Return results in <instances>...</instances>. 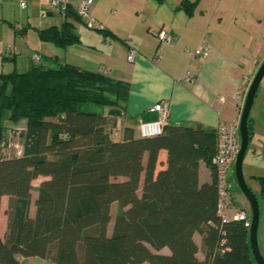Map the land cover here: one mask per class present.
Instances as JSON below:
<instances>
[{
  "label": "trees",
  "instance_id": "obj_1",
  "mask_svg": "<svg viewBox=\"0 0 264 264\" xmlns=\"http://www.w3.org/2000/svg\"><path fill=\"white\" fill-rule=\"evenodd\" d=\"M198 2L180 0L175 9L192 17ZM66 16L81 21L70 7ZM96 30L120 40L105 27ZM37 33L58 47L81 42L68 20ZM48 59L55 60L53 66L0 72V138L25 124L19 135L23 153L6 156L0 150V201L9 197L0 264H22L20 257L54 264H256L243 222L222 224L217 215L215 128L167 120L160 135L141 137L125 126L114 140L110 120L117 116L106 110L123 113L129 84L43 58ZM248 131L251 139L250 117ZM162 149L166 166L156 173ZM201 161L212 171L210 182L199 181ZM39 176L44 179L31 217ZM257 179L264 198V178ZM195 233L202 237L203 259L197 257ZM163 248L169 253H161Z\"/></svg>",
  "mask_w": 264,
  "mask_h": 264
},
{
  "label": "crops",
  "instance_id": "obj_2",
  "mask_svg": "<svg viewBox=\"0 0 264 264\" xmlns=\"http://www.w3.org/2000/svg\"><path fill=\"white\" fill-rule=\"evenodd\" d=\"M21 1L0 0V72L14 69L24 72L37 64L32 55L38 54L39 64L45 67L53 66L55 60L45 61L43 58H56L58 62L71 63L90 71H101L111 78L128 83L130 94L124 111L110 120V124L118 131L117 138L115 133L112 134L114 140L121 139L125 126L134 128L137 135L140 122L157 119L158 114L150 112L149 108L159 101L167 103L168 122L171 123H200L215 128L220 122L239 121L248 89L244 78L252 80L264 60V30H259L260 27L264 29V13L259 19H245V26L253 31L244 39L243 36H233L222 28L221 10L218 7L213 13L214 19L208 20L204 19L205 13L202 12H199L200 15L194 12L192 17H187L183 11L176 10L180 0H172L167 4L166 14L160 10L161 5L156 6L151 0H127L135 10L134 19L133 16L127 19L120 13L116 15L115 0H93L91 16L120 39L114 40L104 38L98 32L94 33L82 21L60 16L50 8L49 0H25V7H21ZM79 2L80 0H69L68 7L75 11ZM64 20L72 22L74 32L82 41L79 46L87 48L85 54L80 53L78 59L74 53L70 54L73 45L58 47L51 42L41 41L38 37L39 29L60 26ZM203 21L204 25L201 24ZM161 29L173 35L171 44L159 42L156 32ZM126 30H129L128 33ZM202 40L211 46L210 50L205 55L192 56L190 51L200 46ZM130 49L136 51L133 62L127 60ZM24 54L29 55L30 63H24L26 67L19 69ZM158 55L160 58H157ZM186 70H190L194 76L191 82L186 80ZM254 105L255 99L249 116L252 119L253 135L242 170L245 180L250 178L248 186L259 200L258 243L264 250V198L260 194L261 185L257 179L264 178V114L262 116L261 105ZM166 158V150H160L156 173L165 168ZM212 176L211 169L201 161L199 181L210 182ZM36 179L40 183L44 178L39 176ZM33 190L29 208L31 217L36 212L37 190ZM232 192V212L242 210L251 214L242 192H235L233 189ZM8 200L9 197L3 195L0 201L2 239L8 225ZM193 238L198 247L197 257L203 259L202 237L195 233ZM160 252L168 254L169 250L163 248ZM19 259L22 264H54L38 257Z\"/></svg>",
  "mask_w": 264,
  "mask_h": 264
},
{
  "label": "built area",
  "instance_id": "obj_3",
  "mask_svg": "<svg viewBox=\"0 0 264 264\" xmlns=\"http://www.w3.org/2000/svg\"><path fill=\"white\" fill-rule=\"evenodd\" d=\"M93 0H80L75 11L86 28L90 30L102 29L104 26L91 16V7ZM21 7L26 6L25 0L20 2ZM49 6L60 16L65 17L69 6V0H49ZM42 15H45L42 13ZM156 37L163 44H171L174 40L172 34L165 30H158ZM211 46L205 41H201V45L195 50L190 51L192 56H201L208 53ZM189 51V50H188ZM187 51V52H188ZM136 51L130 49L127 60L133 62L135 60ZM157 58H160L158 55ZM33 61L40 59L38 54L32 55ZM186 80L191 82L194 78L190 70L185 72ZM248 80L244 78L246 83ZM251 82V81H249ZM250 84V83H249ZM249 85H247L248 88ZM150 112L158 114L157 119L150 121H142L137 127V134L141 137H152L163 133V124L168 120V106L166 102L159 101L149 108ZM216 132V148L211 158V164L215 172V181L217 189V215L222 224L230 221H242L245 228L249 230L251 217L246 211L234 210L232 212L233 192L230 186V178L238 152L240 150L239 121L220 122L215 127ZM14 133V132H13ZM8 131L0 138V150L3 155H21L23 153V142L14 141L13 134L7 135ZM19 137V135L17 136Z\"/></svg>",
  "mask_w": 264,
  "mask_h": 264
},
{
  "label": "rangeland",
  "instance_id": "obj_4",
  "mask_svg": "<svg viewBox=\"0 0 264 264\" xmlns=\"http://www.w3.org/2000/svg\"><path fill=\"white\" fill-rule=\"evenodd\" d=\"M115 1L116 2H114V5L116 7L115 8L116 12H117L116 15H118V13H120L121 15L125 16V18H127V19H129L132 16L134 19L135 10L132 7V5L127 2V0H115ZM171 1L172 0H166V2L163 3V5H161L160 10H162L163 13H165V14L168 13V10L166 11V9H167V6L169 5V3ZM156 6H159V5H156ZM216 7H218V9L221 10L220 14L222 16V28H224L228 33H231L233 36L237 34L239 36H243L244 39H246L250 34H252L253 30L251 28L246 27L245 26L246 24L244 21L246 18H250V17L251 18L255 17L257 19H259L261 17L260 15L262 13H264V0H199L194 12H196L195 13L196 15H200L201 12L205 13L204 19L208 18V20L209 19L213 20L214 19L213 13H214ZM55 17H57V16L55 15ZM156 17H155V19L157 20ZM218 19H219V17L216 18V20H218ZM177 23H179V22L177 21ZM201 24L204 25V21ZM259 30L261 31L264 29H263V27H260ZM92 31L94 33L98 32L97 30H92ZM128 31L129 30H126L125 32L128 33ZM79 44H82V41L80 43L71 44V45H73L72 46L73 49H70V54L72 55L74 53L76 56V59H78L80 53L85 54V52L87 50L86 47H81V46H79ZM24 63H26L27 65L30 63V58H29L28 54L27 55L24 54L22 56L21 65L19 66V69H24L26 67ZM36 63L39 64V60L36 61ZM2 69H4V71H9L6 68H2ZM249 81H251V80H248L246 82V85H249V83H250ZM257 104L262 106V108H263L262 109L263 110L262 116H263V114H264V77H263V79H262V81L258 87L257 97L255 98V105L254 106L256 107ZM107 111H109V110H107ZM4 123H5V120L2 121L3 125H4ZM24 129H25V124L20 123L19 125L12 126L8 130L7 135L9 136V134L10 135L13 134L14 141H16L17 139L20 140L19 137H17V136L20 135V133ZM116 129L117 128L112 129V131L114 130L115 137L117 138V136H118L117 132L118 131ZM119 132H120V129H119ZM230 179H231L230 180L231 189L235 190V192L236 191L240 192L238 185L236 183V180H235L234 167H233L232 175H231ZM249 180H250L249 177L246 178V183H248V185H249ZM38 185H39V181H38V179H35L33 181V186H35L34 188H37ZM33 195H34V190H33ZM117 211H118V206L115 203V204H113V206L111 208V221L108 225V233L111 232L113 220H114L115 215L117 214ZM258 245H259V243H258ZM259 249H260L261 254L263 255L264 250L262 249V247L260 248V246H259ZM163 252H166V251H163ZM147 264H149V263H147Z\"/></svg>",
  "mask_w": 264,
  "mask_h": 264
},
{
  "label": "water",
  "instance_id": "obj_5",
  "mask_svg": "<svg viewBox=\"0 0 264 264\" xmlns=\"http://www.w3.org/2000/svg\"><path fill=\"white\" fill-rule=\"evenodd\" d=\"M264 77V60L256 70L249 86L246 91L243 106L241 109L239 120V135H240V150L234 163L235 180L239 190L244 195L250 208L251 224L249 228V245L253 259L256 264H264V256L261 254L258 245V227H259V200L256 194L246 183L242 165L248 149L250 136L248 131V118L250 116V110L253 105L255 96L258 91V87ZM110 115L120 116L121 112L117 109H111L108 112Z\"/></svg>",
  "mask_w": 264,
  "mask_h": 264
}]
</instances>
